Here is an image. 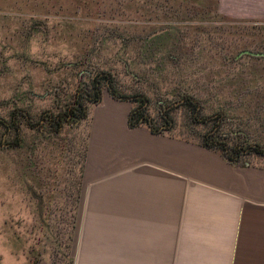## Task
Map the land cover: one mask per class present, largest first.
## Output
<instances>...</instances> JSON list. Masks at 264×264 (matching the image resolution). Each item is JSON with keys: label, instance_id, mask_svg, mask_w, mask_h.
<instances>
[{"label": "rangeland", "instance_id": "rangeland-1", "mask_svg": "<svg viewBox=\"0 0 264 264\" xmlns=\"http://www.w3.org/2000/svg\"><path fill=\"white\" fill-rule=\"evenodd\" d=\"M215 6L216 0H0V118L24 109L32 123H43L44 114L56 115L83 92L89 73H111L122 95L144 94L153 109L160 100L175 103L179 126L189 119L179 103L187 93L201 102L204 117L227 113L225 129L235 132L250 118L245 106L255 103L242 91L256 80L264 84V59L240 56L264 52V22L224 18ZM169 54L180 56L178 68ZM248 127L250 142L264 146L260 122ZM171 134L179 139L180 129ZM87 136V121L58 136L25 129L22 148L0 151V264H67V250L72 264L130 261L120 256L117 232L97 249L100 235L89 230L84 179L78 188ZM8 139L14 141L13 131ZM250 161L264 168L263 157Z\"/></svg>", "mask_w": 264, "mask_h": 264}, {"label": "crops", "instance_id": "crops-1", "mask_svg": "<svg viewBox=\"0 0 264 264\" xmlns=\"http://www.w3.org/2000/svg\"><path fill=\"white\" fill-rule=\"evenodd\" d=\"M217 10L264 22V0H218ZM131 109L107 91L90 110L84 180L97 249L117 232L126 264H264V168L131 129Z\"/></svg>", "mask_w": 264, "mask_h": 264}, {"label": "trees", "instance_id": "trees-1", "mask_svg": "<svg viewBox=\"0 0 264 264\" xmlns=\"http://www.w3.org/2000/svg\"><path fill=\"white\" fill-rule=\"evenodd\" d=\"M218 0H216V8ZM228 18V17H224ZM151 39V38H150ZM145 42V41H144ZM151 45V40L148 41ZM128 44V42H125ZM149 45L146 44L148 47ZM149 48V47H148ZM264 54V52H261ZM252 57V56H250ZM255 59H264L253 57ZM168 60H171L173 66H180V56L168 55ZM89 82L83 87V92L74 99V101L64 107L61 111L55 114L43 115V123H32L31 116L24 109H15L11 113L9 119L0 118V151L7 150L15 146L22 148L24 146V131L25 129L34 130L41 137L46 133L48 136L61 135L66 127L77 128L79 125L89 120L90 106L98 105L102 102L103 86L108 87L110 94L118 100L129 101L132 103V109L128 118V125L131 129H136L146 126L155 135H170L176 129H180L179 139L187 142L199 144L207 149L219 153L226 161L235 167L244 168L251 166V157L258 156L264 158V146L252 144L250 142L251 131L248 125L251 122H260L264 128V84H259L258 80L253 82L254 88L246 87L240 96L250 98L255 103L250 106H245V110L250 113V118L245 123H240V128L235 132H228L225 129V122L231 119L224 111L217 113L211 118H206L203 115V106L195 97L184 94L179 103L182 107L187 108L189 119L185 120L180 126L173 115L175 103L168 101H159L154 109L152 101L144 94H135L132 96L122 95L117 91L111 73H96L94 77L88 74ZM264 80V77H263ZM204 127V130L202 128ZM13 131L15 139L10 142L8 136ZM175 137V136H172ZM88 138L85 147V152L81 158L78 188L81 191V186L84 179L85 164L88 151ZM80 194V193H79ZM79 198V195H78ZM47 239L54 240L57 248L62 245L58 244V240L54 239L53 232L46 234ZM61 246V247H60ZM70 246V245H69ZM64 259L67 264H72L73 259L69 251H66Z\"/></svg>", "mask_w": 264, "mask_h": 264}, {"label": "water", "instance_id": "water-1", "mask_svg": "<svg viewBox=\"0 0 264 264\" xmlns=\"http://www.w3.org/2000/svg\"><path fill=\"white\" fill-rule=\"evenodd\" d=\"M242 55H249V56L257 57V58L264 57V54L263 53H254V52H250V51H245V52L241 53L240 56H242Z\"/></svg>", "mask_w": 264, "mask_h": 264}]
</instances>
